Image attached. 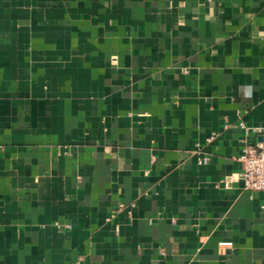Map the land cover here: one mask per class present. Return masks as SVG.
I'll return each instance as SVG.
<instances>
[{
    "label": "crops",
    "instance_id": "obj_1",
    "mask_svg": "<svg viewBox=\"0 0 264 264\" xmlns=\"http://www.w3.org/2000/svg\"><path fill=\"white\" fill-rule=\"evenodd\" d=\"M240 121L264 0H0V264H264Z\"/></svg>",
    "mask_w": 264,
    "mask_h": 264
},
{
    "label": "built area",
    "instance_id": "obj_2",
    "mask_svg": "<svg viewBox=\"0 0 264 264\" xmlns=\"http://www.w3.org/2000/svg\"><path fill=\"white\" fill-rule=\"evenodd\" d=\"M241 127L245 132L251 131L254 134H259L262 138L254 144L244 143L238 155L242 161V169L238 173L242 179L243 185L248 189L264 190V124L246 125L240 121ZM209 157L203 155L198 161L201 163L207 162ZM129 207L134 203H129ZM118 207H127L123 202L118 203ZM220 244L227 245L230 241H220ZM82 256H79L77 261L71 264H79Z\"/></svg>",
    "mask_w": 264,
    "mask_h": 264
},
{
    "label": "water",
    "instance_id": "obj_3",
    "mask_svg": "<svg viewBox=\"0 0 264 264\" xmlns=\"http://www.w3.org/2000/svg\"><path fill=\"white\" fill-rule=\"evenodd\" d=\"M261 138H262V136H261Z\"/></svg>",
    "mask_w": 264,
    "mask_h": 264
}]
</instances>
